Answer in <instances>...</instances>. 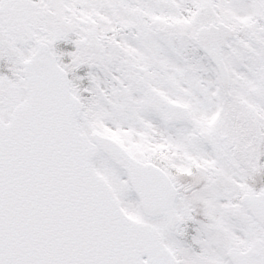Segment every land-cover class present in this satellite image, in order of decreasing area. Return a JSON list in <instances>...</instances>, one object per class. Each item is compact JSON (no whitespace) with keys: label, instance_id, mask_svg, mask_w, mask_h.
Masks as SVG:
<instances>
[{"label":"snow or ice","instance_id":"6c2138e0","mask_svg":"<svg viewBox=\"0 0 264 264\" xmlns=\"http://www.w3.org/2000/svg\"><path fill=\"white\" fill-rule=\"evenodd\" d=\"M0 264H264V0H0Z\"/></svg>","mask_w":264,"mask_h":264}]
</instances>
